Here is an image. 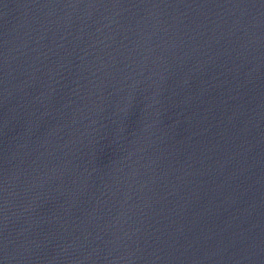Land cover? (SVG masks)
<instances>
[{
    "label": "water",
    "instance_id": "95a60500",
    "mask_svg": "<svg viewBox=\"0 0 264 264\" xmlns=\"http://www.w3.org/2000/svg\"><path fill=\"white\" fill-rule=\"evenodd\" d=\"M0 264H264V0H0Z\"/></svg>",
    "mask_w": 264,
    "mask_h": 264
}]
</instances>
